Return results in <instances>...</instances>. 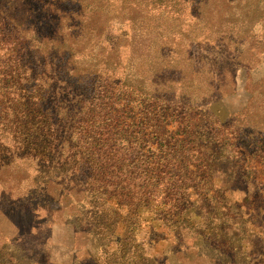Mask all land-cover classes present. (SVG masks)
<instances>
[{"label": "rangeland", "instance_id": "rangeland-1", "mask_svg": "<svg viewBox=\"0 0 264 264\" xmlns=\"http://www.w3.org/2000/svg\"><path fill=\"white\" fill-rule=\"evenodd\" d=\"M17 1L0 0V62H12L17 45L82 47L97 72L92 93L142 79L152 106L174 112L145 139H182L183 112L213 165L201 204L191 195L180 213L93 195L71 215L44 193L39 162L14 158L17 146L1 138L0 264H264V25L243 22L264 18V0H250L249 14L236 0H185L193 13L177 12L180 26L168 17L174 8L150 0H24L20 15Z\"/></svg>", "mask_w": 264, "mask_h": 264}, {"label": "trees", "instance_id": "trees-1", "mask_svg": "<svg viewBox=\"0 0 264 264\" xmlns=\"http://www.w3.org/2000/svg\"><path fill=\"white\" fill-rule=\"evenodd\" d=\"M249 1L236 0V7L241 5L249 14ZM156 2L174 8L175 14L168 17L180 19L178 26L183 21L177 12L193 13V6H186L185 0H150L149 5ZM23 6L24 0H18L12 11L19 8L20 15ZM258 19L264 25L262 17L243 22L250 27ZM83 50L72 44L17 45L12 62H0V140L6 138L17 146L13 157L39 162L33 165L47 173L44 193L60 201L55 211L80 215L77 203L93 195L116 196L125 203L143 201L155 208L156 215V210L182 212L190 205L191 195L197 196L193 204H201L197 202L200 191L208 186L202 176L213 162L199 153L202 144L195 145L191 117L179 112L178 118L187 122L180 132L185 136L172 144L159 134L145 139L144 135L166 123L174 112L154 108L150 103L153 94H148L142 79L135 76H122L110 83L111 91L92 93L90 82L97 72L85 67ZM47 97L52 101L42 107ZM144 149L152 153L151 159L146 158ZM146 191L147 196L140 200ZM62 199L67 204H62ZM76 227L83 230L80 225Z\"/></svg>", "mask_w": 264, "mask_h": 264}, {"label": "crops", "instance_id": "crops-1", "mask_svg": "<svg viewBox=\"0 0 264 264\" xmlns=\"http://www.w3.org/2000/svg\"><path fill=\"white\" fill-rule=\"evenodd\" d=\"M81 247H83V246L78 247L77 254H81V252H83L82 254H84V253L87 252V251L85 250V248H82V249H81ZM79 248H80V249H79Z\"/></svg>", "mask_w": 264, "mask_h": 264}]
</instances>
